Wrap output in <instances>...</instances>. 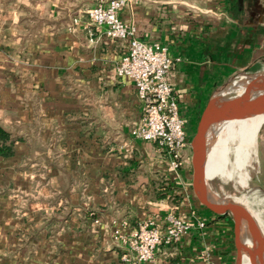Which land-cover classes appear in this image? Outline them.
Returning <instances> with one entry per match:
<instances>
[{"label":"crops","instance_id":"0c3cea01","mask_svg":"<svg viewBox=\"0 0 264 264\" xmlns=\"http://www.w3.org/2000/svg\"><path fill=\"white\" fill-rule=\"evenodd\" d=\"M96 3L0 0V124L15 138L0 156V264H120L112 228L162 225L167 213L204 225L159 245L148 264H235L231 218L193 194L190 150L174 179L164 150L130 135L141 104L115 74L128 38L88 22ZM118 17L178 57L167 78L188 140L210 97L237 90L232 76L264 71V0H131Z\"/></svg>","mask_w":264,"mask_h":264},{"label":"built area","instance_id":"2783aa9c","mask_svg":"<svg viewBox=\"0 0 264 264\" xmlns=\"http://www.w3.org/2000/svg\"><path fill=\"white\" fill-rule=\"evenodd\" d=\"M129 1L97 0L84 15L94 27L103 26L107 38H128L126 50L115 66V74L132 82L141 104V117L132 125L130 135L163 149L167 157L166 170L178 179L184 161L183 150L189 149L184 119L167 78L172 62L178 57L170 58L166 48L158 43L146 44L132 36L133 28L118 17L119 9ZM78 18L73 17L72 24ZM71 28L72 25L68 27ZM93 221L97 222V219ZM203 225L200 219L190 220L167 213L162 225L157 218L148 217L128 233H122L114 226L111 240L122 248L120 264H148L159 245L173 244L193 226Z\"/></svg>","mask_w":264,"mask_h":264},{"label":"water","instance_id":"95a60500","mask_svg":"<svg viewBox=\"0 0 264 264\" xmlns=\"http://www.w3.org/2000/svg\"><path fill=\"white\" fill-rule=\"evenodd\" d=\"M242 0H237L241 3ZM244 88L232 96L214 95L199 114L189 140L191 187L198 202L217 216L229 215L232 221L235 264H241L243 254L241 227L243 222H253V217L242 205L232 200H220L209 187L204 176V151L206 134L211 126L227 120H235L264 114V73L253 74ZM258 79V82L254 80ZM217 197V198H216ZM263 256L248 258L249 264H264V236L258 228Z\"/></svg>","mask_w":264,"mask_h":264},{"label":"bare ground","instance_id":"6f19581e","mask_svg":"<svg viewBox=\"0 0 264 264\" xmlns=\"http://www.w3.org/2000/svg\"><path fill=\"white\" fill-rule=\"evenodd\" d=\"M258 81V79L254 80L255 83ZM246 83L233 82V85L237 86V93L244 88ZM263 122L264 114H260L241 119L227 120L225 121L223 130L219 133H217L218 131H215L214 127L211 126L209 132L206 134V139L214 142L209 143V151L205 139L204 151V172L208 180H210L215 174L224 175L227 178L233 176V172L226 167L228 163L227 139L236 136L238 138V143L233 147V169L237 173L238 182L243 186L246 185L245 180L247 175L245 172H242L241 156L244 154V149L248 145L254 143L256 133ZM217 200L220 201L226 199L217 198ZM232 201L245 207L253 217V222L245 221L241 227V244L243 249L241 264H249L248 258H261L259 253V235L256 229L258 218L255 212L245 206L242 199L235 198Z\"/></svg>","mask_w":264,"mask_h":264},{"label":"rangeland","instance_id":"374dc122","mask_svg":"<svg viewBox=\"0 0 264 264\" xmlns=\"http://www.w3.org/2000/svg\"><path fill=\"white\" fill-rule=\"evenodd\" d=\"M260 73H264V71ZM232 80H237L238 82L243 83L245 80V82H247L251 79L248 78L247 80V77L246 79H239L238 77L232 76L227 84H230ZM236 93V89L229 90L225 91L223 96H232ZM187 126L190 128L188 129L190 139L195 127L193 125ZM237 143L238 138L236 136L227 139L228 163L226 167L233 172V176L227 178L224 175L215 174L210 180H208V185L219 198L226 200H233L235 198L242 199L245 206L255 212L264 221V122L256 133L254 143L248 145L244 149L243 156H241L242 172H245L247 175L245 180L246 185L244 186L238 182L237 173L233 169V147ZM259 253L260 257H262L263 250L261 244L259 247Z\"/></svg>","mask_w":264,"mask_h":264},{"label":"trees","instance_id":"16d2710c","mask_svg":"<svg viewBox=\"0 0 264 264\" xmlns=\"http://www.w3.org/2000/svg\"><path fill=\"white\" fill-rule=\"evenodd\" d=\"M14 136L0 124V156H9L13 151Z\"/></svg>","mask_w":264,"mask_h":264}]
</instances>
